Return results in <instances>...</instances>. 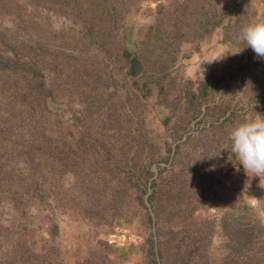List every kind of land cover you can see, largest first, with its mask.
Instances as JSON below:
<instances>
[{"label": "trees", "instance_id": "16d2710c", "mask_svg": "<svg viewBox=\"0 0 264 264\" xmlns=\"http://www.w3.org/2000/svg\"><path fill=\"white\" fill-rule=\"evenodd\" d=\"M206 1L160 3L154 22L128 51L122 30L141 0H29L81 22V29L75 34L33 31L35 38L27 44L0 31V200L44 204L56 200L64 178L72 177L76 208L91 224L137 219L151 229L137 247L138 264H264V225L258 220L231 210L197 219L204 207L221 199L212 188L218 180L211 166L221 158L239 165L230 151V130L264 115L260 83L251 88L245 106L222 110L206 102L209 78L187 80L171 97L177 84L172 68L187 56L185 46L197 45L221 22ZM17 7L0 0V12ZM53 42L79 52L55 49ZM106 60L129 82L122 97L121 82L105 69ZM47 69L55 72L49 83ZM150 87L156 103L170 111L166 120L176 116L164 152L150 141L145 125ZM74 100L83 106L72 108ZM183 105L188 109L180 114ZM50 122L59 135L47 132ZM172 221L182 223L168 226ZM18 233L0 226V264H66L55 247L35 245ZM217 234L223 237L220 257L211 254ZM99 250L76 264H120L126 257L109 246Z\"/></svg>", "mask_w": 264, "mask_h": 264}, {"label": "rangeland", "instance_id": "374dc122", "mask_svg": "<svg viewBox=\"0 0 264 264\" xmlns=\"http://www.w3.org/2000/svg\"><path fill=\"white\" fill-rule=\"evenodd\" d=\"M10 1L18 7L10 12H0V31L25 44L34 40L33 31L37 34L41 31H67L75 34L81 29V22L53 9L34 5L29 0ZM167 1L141 0L138 10L129 15L130 19L122 30V35L125 36L124 46L128 51H134L137 42L144 37L148 27L154 22L158 5ZM206 6L219 13L221 22L197 45L185 46L187 56L172 68L171 75L176 77L177 84L170 89V95H179V87H183L187 80L209 78V96L205 98L207 103L212 106L220 104V110L234 105L245 106L251 88L256 83L264 86V59L258 58L250 47L240 41L239 36L241 30L249 23L264 21V0H207ZM227 8L228 13L225 14ZM238 12L242 14L237 17V23H234ZM121 44L119 40L117 50H120ZM50 46L74 54L79 52L78 47L66 48L59 42L50 43ZM91 53L101 56L97 50ZM105 64V69L114 71L115 77L119 78L121 84L118 95L124 96L125 87L129 82L124 80L123 74L113 62L106 60ZM44 73L47 83L55 76L51 69L45 70ZM149 92L150 96L144 109L145 125L150 141L160 145L161 152H164L165 145L172 141L176 116L173 113L166 120L170 111L156 103L154 87H150ZM82 106L80 101L72 102L74 109ZM203 107L204 105L201 109L204 111ZM187 109L183 105L180 114ZM46 129L53 136L61 133L51 122ZM76 129L72 125L71 130L75 135ZM159 165L164 166L165 163L161 162ZM155 167L153 164L152 169ZM236 167L240 168L239 172ZM211 170L215 172L218 180L212 188L221 199L218 203L210 202L197 219L209 217L217 210L221 214L231 210L258 220L264 225V188L260 187V178L249 180L243 167L232 165L222 158L218 160V164L211 166ZM73 179L64 178L56 200L49 199L44 204L18 201L13 197L0 200V226L15 234L22 230V233H18L21 238L28 239L29 242L34 240L35 245L46 244L55 247L59 253L57 258L66 264H76L79 258L89 254L96 256L103 246L126 254V257L119 261L120 264H138L142 256L137 247L151 229L142 228L137 219L131 222L113 219L101 225L91 224L83 217L81 209L76 208L79 196L76 195L77 184H74ZM246 182L250 183V187H246ZM181 223L182 221H172L168 226L176 227ZM212 246L211 254L220 257L223 253L222 235L217 234Z\"/></svg>", "mask_w": 264, "mask_h": 264}, {"label": "clouds", "instance_id": "9594fccd", "mask_svg": "<svg viewBox=\"0 0 264 264\" xmlns=\"http://www.w3.org/2000/svg\"><path fill=\"white\" fill-rule=\"evenodd\" d=\"M239 39L250 47L258 58L264 59V21L246 25L241 30ZM229 138L230 151L243 167L249 180L259 177L260 187L264 188V115L237 122L230 130ZM236 171L239 172L240 168L236 167ZM246 187H250V183L246 182Z\"/></svg>", "mask_w": 264, "mask_h": 264}]
</instances>
